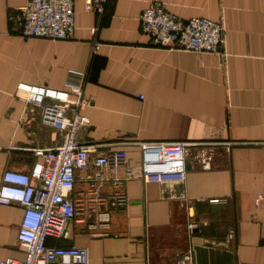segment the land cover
Segmentation results:
<instances>
[{"label": "crops", "instance_id": "crops-1", "mask_svg": "<svg viewBox=\"0 0 264 264\" xmlns=\"http://www.w3.org/2000/svg\"><path fill=\"white\" fill-rule=\"evenodd\" d=\"M27 2L0 0V184L7 170L29 173L34 150L62 144L41 109L15 97L20 83L84 84L90 125L79 143L125 151L131 167L146 144H185L212 157L209 170L191 158L184 180H129L127 204L111 212L108 229L73 220L49 245L86 248L89 264H178L188 248L192 264H264V197L256 206L264 194V0H108L103 16L74 0V39L66 41L24 38L18 11ZM153 3L184 20L223 21L220 52L152 46L140 18ZM89 173L77 172L71 195L84 213ZM23 213L0 205V262L25 259ZM192 215L208 224L190 231Z\"/></svg>", "mask_w": 264, "mask_h": 264}, {"label": "built area", "instance_id": "built-area-1", "mask_svg": "<svg viewBox=\"0 0 264 264\" xmlns=\"http://www.w3.org/2000/svg\"><path fill=\"white\" fill-rule=\"evenodd\" d=\"M108 0H86L88 11L105 14ZM24 38L54 41L74 39V0H28L19 9ZM142 32L152 46L194 53H219L224 41L223 21L206 18L184 20L171 14L166 6L153 3L141 18ZM96 36L99 28L92 30ZM99 45L96 43L94 52ZM85 79V73L77 72ZM15 97L29 106L41 109L42 124L62 132V144L51 149H36L37 158L29 173L7 170L0 184V205L19 204L24 213L18 232V243L25 252L19 262L9 258L0 264H89V253L83 247H54L49 240H60L70 221L89 222L88 227L108 229L111 212L126 206L127 198L122 186L133 178L145 182L184 180L186 165L195 158L205 170L211 169L212 157L196 152L194 146L164 143L142 146V160L131 167L125 151L102 153L98 146H83L77 139L82 126L90 119L83 112L90 106L84 93V84L57 90L46 86L20 83ZM77 172H90L87 176L88 210L71 195ZM106 187L110 192H106ZM264 194L256 199L258 206ZM225 200H211L210 204H223ZM206 220L191 216L190 231L207 225ZM191 248L182 253L178 264H192Z\"/></svg>", "mask_w": 264, "mask_h": 264}]
</instances>
